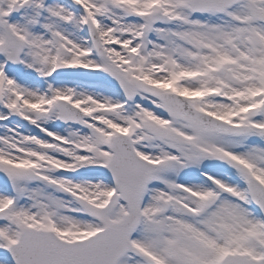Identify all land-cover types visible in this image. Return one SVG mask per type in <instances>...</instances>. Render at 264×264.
<instances>
[{
    "label": "snow or ice",
    "instance_id": "6c2138e0",
    "mask_svg": "<svg viewBox=\"0 0 264 264\" xmlns=\"http://www.w3.org/2000/svg\"><path fill=\"white\" fill-rule=\"evenodd\" d=\"M0 264H264V0H0Z\"/></svg>",
    "mask_w": 264,
    "mask_h": 264
}]
</instances>
